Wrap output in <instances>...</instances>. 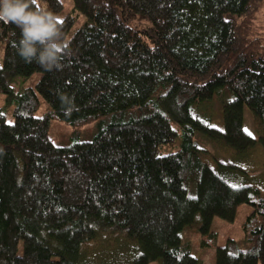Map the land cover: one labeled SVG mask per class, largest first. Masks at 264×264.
Here are the masks:
<instances>
[{"label": "trees", "instance_id": "1", "mask_svg": "<svg viewBox=\"0 0 264 264\" xmlns=\"http://www.w3.org/2000/svg\"><path fill=\"white\" fill-rule=\"evenodd\" d=\"M42 3L63 12V0ZM72 4L65 33L85 20L60 70L25 63L20 29L0 22V95L15 117L0 108V264H201L186 226L216 248L215 264H264V188L233 185L234 170L249 171L205 142L242 156L264 145V0ZM61 94L74 98L70 116ZM215 94L223 128L198 107ZM246 107L257 136L245 131ZM60 121L64 139L97 129L56 144ZM178 136L176 152L159 154ZM242 203L253 206L244 239L218 246L213 219L233 220Z\"/></svg>", "mask_w": 264, "mask_h": 264}, {"label": "rangeland", "instance_id": "2", "mask_svg": "<svg viewBox=\"0 0 264 264\" xmlns=\"http://www.w3.org/2000/svg\"><path fill=\"white\" fill-rule=\"evenodd\" d=\"M63 2H64V9L62 14L59 15L61 18L65 16L67 13H70L73 8L72 0H63ZM38 3L41 5L43 4L42 0H38ZM258 13H259L258 14L259 18L263 21L264 5L261 6L260 11ZM83 19L85 20V17L82 14H80V20L70 31L69 36L76 31V29L80 26ZM1 59L2 57H0V61ZM22 81L23 80L21 78L14 80L13 86L16 88V90L20 89L22 85ZM47 106L48 105L46 103L42 104V106L40 107V109H38L36 114L41 115L45 111V108ZM198 107L200 109L199 111L201 114L205 113L206 116L209 115L211 117V122L215 126H218L220 128L224 127L223 103H222V98L219 94H215L212 100H209L208 103L206 102L205 104L199 105ZM0 108L5 113L6 119L9 122H13L15 120L14 103L10 102L8 100V96L5 95L4 93L0 95ZM243 121H244V128L247 129V131L252 135L257 136L259 132L257 131V129H255L252 113L247 107L244 110ZM92 126L95 128V130L97 129V123L94 122L84 127L83 131L79 136L70 137V138L66 137V139H64L65 135L62 132L63 131L68 132L71 130V128L64 122L60 121L59 123L55 124V126H52L51 135L56 144H60L59 141H63V140H67L68 143H71L73 141H82L89 139L91 137V135L89 137V132L87 133V130L89 127L91 128ZM196 134H197V138L201 137V134L199 132H196ZM208 141L205 142L208 145H212V147H209V149L215 153H218L216 155L217 158H220L222 160H232L236 162L239 166H241L243 169L249 171L250 177L244 171L234 170L232 172V175L235 174L238 181L231 180V183L233 185L239 186L243 184H250V185L253 184V185H259L260 187L264 188V186L261 184L264 181H257V179L259 178L264 179V166H263L264 145L260 144L252 152H249L246 155L242 156L236 153L232 149H227L226 147H224L225 149H223L215 142L211 140ZM180 144H181V136H178L177 140L174 143L162 145L159 148L158 152L159 154L176 152L179 149ZM210 163L211 165H214L215 159L210 158ZM253 176H256L257 178ZM252 208H253L252 205L248 203H242L238 206L235 218L233 220H226L218 216H216L213 219L211 232L217 234L218 246L226 244L227 240L230 238L240 241L244 239L243 224L245 223L249 213L252 211ZM202 236H203L202 233L197 228L186 226L182 230V241L184 243H189L191 252L197 257H199V259L201 260V264H215L216 248L207 247L206 245H204ZM160 263H161V259H158L149 264H160Z\"/></svg>", "mask_w": 264, "mask_h": 264}, {"label": "clouds", "instance_id": "3", "mask_svg": "<svg viewBox=\"0 0 264 264\" xmlns=\"http://www.w3.org/2000/svg\"><path fill=\"white\" fill-rule=\"evenodd\" d=\"M0 22L20 29L17 53L25 63L36 62L47 71L62 69L72 54L71 42L64 31L63 19L38 0H0ZM64 114L75 110L74 98L60 95Z\"/></svg>", "mask_w": 264, "mask_h": 264}, {"label": "snow or ice", "instance_id": "4", "mask_svg": "<svg viewBox=\"0 0 264 264\" xmlns=\"http://www.w3.org/2000/svg\"><path fill=\"white\" fill-rule=\"evenodd\" d=\"M245 131H247V129H245ZM249 134H251V133H249Z\"/></svg>", "mask_w": 264, "mask_h": 264}]
</instances>
